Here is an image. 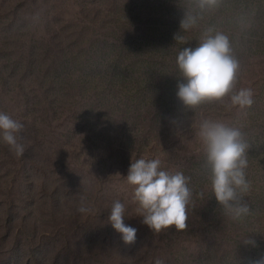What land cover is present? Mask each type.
<instances>
[{"label": "rangeland", "instance_id": "rangeland-1", "mask_svg": "<svg viewBox=\"0 0 264 264\" xmlns=\"http://www.w3.org/2000/svg\"><path fill=\"white\" fill-rule=\"evenodd\" d=\"M190 8L188 0H0V111L23 124L25 145L17 156L0 138V264H249L264 255V0H222L180 30ZM209 26L232 41L233 92L252 90L248 108L228 107L226 96L190 110L176 96L178 52ZM178 31L186 44L174 40ZM204 119L238 127L249 145L250 211L239 220L211 191ZM140 158L188 177L186 230L156 234L137 216L126 175ZM115 201L137 229L134 244L108 223Z\"/></svg>", "mask_w": 264, "mask_h": 264}, {"label": "clouds", "instance_id": "clouds-1", "mask_svg": "<svg viewBox=\"0 0 264 264\" xmlns=\"http://www.w3.org/2000/svg\"><path fill=\"white\" fill-rule=\"evenodd\" d=\"M221 2L188 0L191 8L185 11L180 20V30L195 27L201 13L215 10ZM30 19L38 20L39 14ZM179 33L174 34V40L186 44L187 40ZM176 64L181 73L176 96L186 109L221 101L226 96L230 97L228 107L245 109L253 104L251 89L233 92L240 64L229 35L223 31L213 26L205 28L197 46L183 47L178 52ZM23 127L22 123L0 111V138L17 156L25 152V145L18 136ZM198 135L210 169L209 180L215 200L224 215L239 220L250 211L244 202V195L249 189L245 172L249 145L238 127L220 121L202 120ZM160 165L159 159L140 158L130 162L126 178L127 183L134 186L132 201L138 205L137 216L142 217V223L156 234L171 227L178 231L186 230L187 209L192 199V191L187 185L188 177L180 171L171 173L160 170ZM199 195L203 197L204 194L201 192ZM78 211L86 212L88 209L81 206ZM124 218L125 205L115 201L108 215V223L120 234L125 244L131 245L136 242L137 229L126 225ZM241 239L246 245L256 246L251 237L245 235ZM154 264H164V261L158 258ZM249 264H264V255L250 260Z\"/></svg>", "mask_w": 264, "mask_h": 264}, {"label": "trees", "instance_id": "trees-1", "mask_svg": "<svg viewBox=\"0 0 264 264\" xmlns=\"http://www.w3.org/2000/svg\"><path fill=\"white\" fill-rule=\"evenodd\" d=\"M205 264H207V262H205Z\"/></svg>", "mask_w": 264, "mask_h": 264}]
</instances>
